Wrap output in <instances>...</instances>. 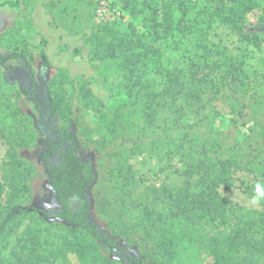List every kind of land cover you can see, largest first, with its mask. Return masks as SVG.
<instances>
[{"label":"rangeland","instance_id":"rangeland-1","mask_svg":"<svg viewBox=\"0 0 264 264\" xmlns=\"http://www.w3.org/2000/svg\"><path fill=\"white\" fill-rule=\"evenodd\" d=\"M128 2L135 6L142 0L135 4L134 0H0V56L27 54L45 113L49 112L50 90L64 96L73 111L77 154L91 161L98 172L89 200L91 219L100 230L131 255L146 256L147 264H213V243L223 240L229 229L193 227L178 217L176 197L188 183L180 160L195 159L194 152L199 151L212 161H235L228 180L217 187L232 204L230 217L258 224L264 221V20H258L262 13H248L246 32L258 37L250 44L215 22L191 34L175 32L180 48H166L171 69L183 67L195 76L200 65L205 67L197 49L203 40L211 42L212 59H222L221 69H230L227 84L219 87L216 96L215 89L208 94L211 102L200 118L191 115L190 150L185 151V158L175 159L165 155L174 132L167 124L165 130L160 126L148 129L139 109L126 100V80L118 63L95 55L100 42L96 35L102 36L107 25H115L120 33L143 26V15L132 17ZM42 51L49 59L47 68L42 65ZM219 70L211 73L205 67L199 74L220 80L221 75H215ZM30 86L23 58L0 66V223L12 208L36 214L18 215V226H12L10 235L0 231V264H23L18 241L27 225L36 228L46 243L49 263L40 264H123L116 251L85 241L84 259L68 252L73 227L38 212L57 210L59 204L41 161L50 126L32 97L19 94L21 87ZM52 120L58 128L62 126L59 119ZM121 122L127 130H120ZM15 161L25 164L21 174L15 171ZM248 237L253 245L231 249L229 255L248 258V264H264V227H254Z\"/></svg>","mask_w":264,"mask_h":264},{"label":"trees","instance_id":"trees-1","mask_svg":"<svg viewBox=\"0 0 264 264\" xmlns=\"http://www.w3.org/2000/svg\"><path fill=\"white\" fill-rule=\"evenodd\" d=\"M137 1L134 0V4ZM127 5L132 17L143 15V26L140 30L132 26L129 32L120 33L114 30L115 25H107L102 36L96 35L97 41L100 42L96 43L95 55L118 63V68L122 70L126 80L124 93L126 100L139 109V114L145 120L144 124L146 122L148 129L160 126L165 130L168 125L170 132H174L171 136V147L165 150V155L169 154L175 159L185 158V151L192 142L190 139L192 126L188 125L191 115L200 118L203 110H206L211 102L209 95L212 91L216 90L214 94L216 96L221 90L219 87L227 84L225 81L230 76V69L229 67V71L221 69V65L218 64L223 62L222 59H212L211 53H214V49L208 40L200 41L197 49L202 52V61L211 73L220 69L215 73L221 75L220 80L217 76L208 79L211 75L204 73L200 75V70L204 72L203 64L197 67L195 76L183 67L171 69L166 57V48L170 46L174 48V45L177 49L180 48L179 41L174 39L176 31L191 34L200 30V26L209 27L213 22L238 33L244 43L250 44L251 40L258 37L246 32L247 16L248 13L261 12L258 20L262 22L264 0H142L139 5L134 6L131 2ZM158 42L161 43L160 47ZM219 55L223 57L224 53ZM41 57L43 67H49V59L45 52H41ZM18 58L26 61L31 79L30 88L21 87L19 94L32 97L51 132L41 154V161L47 171L48 184L59 208L38 212L46 219L60 220L73 227L74 233L69 235L67 251L75 253L80 259L85 258L88 243L95 248L116 251L123 264H147L146 256L131 255L115 238L100 230L92 221L89 191L97 180L98 172L91 161H85L77 154L78 140L71 129L73 111L67 105L64 96L54 95L50 90L49 112L45 113L37 97L36 77L27 54L13 53L0 56V66ZM228 59H224L227 66ZM230 80L235 81L233 76ZM52 118L59 119L62 126L60 128L55 126ZM120 119H124L123 114ZM122 124L120 130H127V127H124L126 124ZM194 155L195 159L180 160L182 175L188 183L187 188L181 189L176 197L178 217L185 218L193 227L222 225L229 229L227 234L224 233L226 236L223 240H215L213 243V264H248V258L230 256L228 251L253 245V239L248 235L254 227L259 225L264 227V221L258 224L256 220L231 219L232 204L217 190L220 183L228 180L236 163L231 159L212 161L199 151L194 152ZM14 165L15 171L21 174L25 164L15 161ZM20 214L36 216L31 210L12 208L0 223V231L10 235L12 226L16 225V217ZM83 241L87 243L83 244ZM20 242L22 246H19L21 248L19 259L23 264L49 263V256L44 254L46 243L38 237L37 229L32 225L25 227L18 245Z\"/></svg>","mask_w":264,"mask_h":264},{"label":"clouds","instance_id":"clouds-1","mask_svg":"<svg viewBox=\"0 0 264 264\" xmlns=\"http://www.w3.org/2000/svg\"><path fill=\"white\" fill-rule=\"evenodd\" d=\"M259 191H260V189H259V187L257 188V192L259 193Z\"/></svg>","mask_w":264,"mask_h":264}]
</instances>
